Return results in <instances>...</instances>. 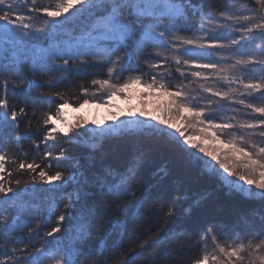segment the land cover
Returning a JSON list of instances; mask_svg holds the SVG:
<instances>
[{
    "label": "snow or ice",
    "instance_id": "1",
    "mask_svg": "<svg viewBox=\"0 0 264 264\" xmlns=\"http://www.w3.org/2000/svg\"><path fill=\"white\" fill-rule=\"evenodd\" d=\"M196 16L198 27L182 35L180 22ZM41 38L46 46L36 43ZM89 68L96 74L79 75L89 83L62 89ZM135 85L165 99L162 115L142 110L88 129L91 147L113 136L158 138L210 175L236 177L227 181L230 191L264 200V0H231L207 11L192 0H54V6L0 0V264H264V215L260 231L246 235L220 236L212 223L191 235L166 229L177 201L189 196L178 188L161 203L141 191L142 150L124 171H80L84 164L71 146L87 133L57 128L63 109L74 95L82 107ZM205 140L227 150L208 149ZM29 185L48 186L34 193L63 196L59 203L29 200L23 195ZM204 199L201 194L195 205ZM133 209L156 222L127 244L108 245L121 212Z\"/></svg>",
    "mask_w": 264,
    "mask_h": 264
},
{
    "label": "trees",
    "instance_id": "2",
    "mask_svg": "<svg viewBox=\"0 0 264 264\" xmlns=\"http://www.w3.org/2000/svg\"><path fill=\"white\" fill-rule=\"evenodd\" d=\"M43 4H53L54 0H41ZM193 4H201L205 10H219L227 7L231 0H192ZM182 35H191L192 31L198 27L200 20L196 16L189 21H181ZM79 29L77 28V31ZM66 31H72L71 28ZM70 39V37H62ZM44 46L43 38L37 40ZM138 57H134L131 61L132 67L137 65ZM142 64V61H141ZM75 73V70H73ZM96 74L95 68H89L87 73L73 74L68 83L62 85V89H70L73 85L79 83H89V79H79V75L91 77ZM104 71H100L101 77ZM138 72L125 73L127 75H136ZM30 93L31 98L37 96V92L31 89H25ZM78 95V93H77ZM98 96L100 94H97ZM107 100V96L103 99L96 98L95 102L103 103ZM92 101V100H90ZM68 107L77 109L80 106L76 101V96L72 97V102ZM76 132L87 133L74 141L71 146L73 157L80 160L84 167L81 172L97 171L101 167H111L117 171H124L133 161L138 151L144 152V162L138 170L137 187L141 191H152L154 198H159L161 203L169 199V194L182 188L187 192L189 199L181 198L177 201L176 211L173 217L165 225L166 229H171L174 233H185L191 235L198 231L202 225L212 223L217 228V234L228 237L233 233L248 234L249 232L258 233L261 228L262 215H264V201L247 199L238 192L230 191L224 187L220 176H213L208 173L204 165L196 160L190 159L188 156L180 155L168 148L163 142L157 143V139L150 136H145L143 139H133L131 137L121 138L113 136L105 139L101 144L93 148L91 147L92 136L87 130L73 131L70 135ZM29 141H24V147L28 148ZM200 155V154H197ZM203 159H210L204 157ZM211 163L214 161H210ZM67 163V162H64ZM71 165H69V168ZM161 168L168 171V175L164 176L160 172ZM89 172H86V175ZM23 195L31 200L35 196L37 201L43 200L47 203L55 199L57 203L61 200L62 193H34V188L48 187L47 185H29ZM69 191H72L69 188ZM203 194L205 199L199 205H195L194 201ZM105 211L106 205L103 201L97 202ZM62 207V204L60 205ZM191 206V211H186ZM151 205L146 206L143 211L148 213ZM135 213V215H133ZM108 215H111L109 212ZM156 217L150 215L141 216L136 209L132 210L127 216L123 212L120 214L119 226L111 231L112 239L107 241L108 245L120 243L123 241L127 244L130 240L138 237L142 233V229L156 222ZM247 222V223H246ZM71 225L69 229L71 230ZM197 254L193 251V255ZM136 264H144V261L137 260Z\"/></svg>",
    "mask_w": 264,
    "mask_h": 264
},
{
    "label": "rangeland",
    "instance_id": "3",
    "mask_svg": "<svg viewBox=\"0 0 264 264\" xmlns=\"http://www.w3.org/2000/svg\"><path fill=\"white\" fill-rule=\"evenodd\" d=\"M74 10L75 9H72L70 11ZM164 102V98H161L156 93L150 94L149 90L144 88L143 85H135L125 91L122 95L112 97L111 100H108L107 103H88L77 109H73L70 107L64 108L61 114L62 121H57L55 123V126L64 130H67L69 126H72L73 131H83L84 129H96L97 131H99L101 127L106 128L108 125H114L116 123H119L120 120L128 118L129 113H135L138 116L139 113L144 110L147 111L150 115H162V113L159 112L158 109ZM141 119L146 118L141 117ZM80 124H83L84 126L76 127ZM189 131L194 130L190 129ZM197 142H199V138H197ZM203 146L208 149L215 148L221 151L227 150L225 146L213 140L203 141ZM189 151L194 150L189 149ZM212 163L215 164V162ZM216 167L218 168L219 166L216 165ZM220 171L222 173V170ZM220 178L224 187L227 188H229L227 181L237 179L236 177L228 176L227 173H222V175H220ZM237 182L243 184L242 181L237 180ZM243 186L245 188L250 187L248 185ZM253 191L257 190L253 187ZM235 192L240 193L246 198L257 199L259 201L261 200L259 197L248 196L244 192Z\"/></svg>",
    "mask_w": 264,
    "mask_h": 264
},
{
    "label": "bare ground",
    "instance_id": "4",
    "mask_svg": "<svg viewBox=\"0 0 264 264\" xmlns=\"http://www.w3.org/2000/svg\"><path fill=\"white\" fill-rule=\"evenodd\" d=\"M38 45L40 46V42H38ZM44 46H46V44Z\"/></svg>",
    "mask_w": 264,
    "mask_h": 264
}]
</instances>
